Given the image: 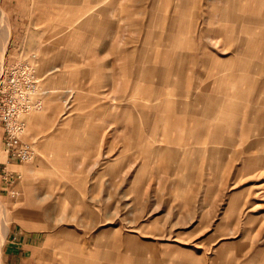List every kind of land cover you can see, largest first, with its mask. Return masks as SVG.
Returning <instances> with one entry per match:
<instances>
[{
    "label": "rangeland",
    "instance_id": "1",
    "mask_svg": "<svg viewBox=\"0 0 264 264\" xmlns=\"http://www.w3.org/2000/svg\"><path fill=\"white\" fill-rule=\"evenodd\" d=\"M6 1L17 3V9H6ZM207 2L216 1L197 0V9L192 11L191 32L195 36L204 32ZM148 3L151 20L167 17L166 34L178 17H174L175 6L183 7L182 16H190L189 0H121L117 10L106 0H0V74L16 61H25L38 78L32 99L41 103L23 116L26 134L25 117L37 115L45 107L46 89L40 84L43 71L36 69L31 54L46 62L40 66H56L64 54L70 55V64H83L77 45L82 51L94 38L93 23L87 21L97 13L99 16L101 10L108 21H116L124 13L121 9L128 6L132 20L140 24L146 19L141 9ZM13 20L18 24L17 41L7 47ZM150 29L154 31L156 26ZM75 36L77 44L71 41ZM212 45L211 51H221L218 43ZM263 54L254 64L262 73ZM165 90V101L189 110L200 88L183 86L180 97L170 96V86ZM58 93L64 97L54 128L77 129L78 118L65 119L79 113L74 101L78 87ZM131 99L140 105H131ZM131 99L115 102L117 121L111 127L102 126L96 153L70 152L74 141L86 144L78 138L62 139L65 151L52 152L53 142L49 151L47 146L41 152L37 147L41 139L22 136L34 154L30 160L18 162L17 176L7 180L10 183L15 178L7 194L0 196V248L8 229L18 223L42 235L45 246L37 256L48 264H122L116 259L126 256L133 258V264H158L159 260L206 264L207 259L213 264H229V259L230 264H264V93L249 105L261 109L260 118L253 122L247 114L238 122L239 126L258 128L244 137L239 127L220 132L218 138L207 137L214 133L212 128L191 131L186 112L158 113L163 99ZM130 113L134 117L133 138ZM162 115L165 117L159 118ZM203 120L202 125H208ZM250 146L253 149L249 150ZM3 151L0 148V161H5ZM257 157L261 158L260 168L253 169L257 165L247 163ZM5 173L0 170V175ZM130 240L135 247L132 252L123 246ZM69 242L63 248L62 243Z\"/></svg>",
    "mask_w": 264,
    "mask_h": 264
},
{
    "label": "crops",
    "instance_id": "2",
    "mask_svg": "<svg viewBox=\"0 0 264 264\" xmlns=\"http://www.w3.org/2000/svg\"><path fill=\"white\" fill-rule=\"evenodd\" d=\"M106 1L113 10H117V5L121 2ZM189 1V18L182 16L183 7L175 6L174 17H178L173 19V24L170 23L169 29L172 27V31L168 29L167 34V17L159 15L154 21L151 20L153 17L150 3L141 9L146 14V19L143 18L144 21L140 24L132 20L128 6L121 9L124 13L116 21H108L102 15L104 10H101L99 16L97 13L92 21H87L89 24L93 23L94 38H90L91 42L82 51L80 45H77L84 58L83 64L79 62L78 66L69 63V54L62 55L63 60L56 66H40V63L46 62L39 61V55L32 53L31 59L34 60L36 69H41L44 75L40 84L46 89L43 92L45 107L37 115L25 117L28 134L24 132L23 137L41 139L37 143L41 152L47 146L49 151V144L53 142L55 147L52 152L65 151V146L61 145L62 139L65 138H78L80 141L83 139L86 144L78 145L77 141H74L69 147L70 152L96 153L102 126L111 127L112 123L117 121L116 101L129 100L135 96L143 100L163 99L162 103H158V113H188L192 123L191 131L212 128L214 133L207 134V137L218 138L220 132L236 131L238 127L242 137L255 130V125L239 124L241 117H246L247 114L253 122L260 118L261 109L249 105L259 101L264 93V78L261 77L264 73L254 65L264 51V0L207 2L206 25L200 37L191 32L194 17L192 11L197 9V0ZM163 4L167 5L166 2ZM16 5L14 2H5L6 9L10 11H15ZM185 8L188 9L187 6ZM14 21L16 20L12 22ZM153 24L156 26L154 31L150 29ZM12 26V31L7 32L6 44L7 41L10 42L7 47L17 41L18 24L14 23ZM71 35L73 37L75 33ZM205 37L208 40L204 41ZM71 41L78 43L76 36ZM214 41L220 45L219 53L211 51ZM5 47L6 45L3 50ZM192 84L200 90L196 91L189 110L174 104L175 102L165 101L167 86L173 88L170 96L180 97L182 87ZM74 86L78 87L74 101L79 107V113L77 116L67 117V114L64 117H67L65 121H75L78 118L79 124L77 129L57 130L54 126L61 114V100L64 97L58 90ZM131 101V105H140L132 99ZM198 103L202 104L199 109L196 107ZM129 115L132 122L130 134L133 138L134 117L132 113ZM163 117L165 116H159ZM199 117L204 118L203 121L208 125L203 126L204 123ZM212 120H215L214 124ZM193 135L198 137L199 134ZM0 148H4L1 132ZM251 149L252 146L249 147V150ZM4 157L5 161H0V170L5 171L6 175H0V196L7 194L15 178L10 183L7 180L13 175L17 176L15 167L19 165L16 160L9 159L6 153ZM260 162V157L250 158L247 164L257 165L252 167L255 169L260 168ZM16 224L5 234L0 248L1 264H48L47 259L44 261L37 256L45 246L42 235ZM62 244L63 248H66L70 242ZM123 246L126 251L132 252L135 249L131 240ZM116 260L122 264H133V258L127 256ZM230 261L231 259L229 264ZM158 264H165V261L159 260ZM206 264H213V260L207 259Z\"/></svg>",
    "mask_w": 264,
    "mask_h": 264
},
{
    "label": "built area",
    "instance_id": "3",
    "mask_svg": "<svg viewBox=\"0 0 264 264\" xmlns=\"http://www.w3.org/2000/svg\"><path fill=\"white\" fill-rule=\"evenodd\" d=\"M37 82L35 69L25 61H16L0 74L2 142L9 159L17 162L28 161L34 154L31 144L23 141L22 136L25 131L23 116L41 103L32 99Z\"/></svg>",
    "mask_w": 264,
    "mask_h": 264
},
{
    "label": "bare ground",
    "instance_id": "4",
    "mask_svg": "<svg viewBox=\"0 0 264 264\" xmlns=\"http://www.w3.org/2000/svg\"><path fill=\"white\" fill-rule=\"evenodd\" d=\"M3 22V21H2ZM2 25V24H1ZM2 37V36H1ZM3 47V46H2ZM3 50V49H2Z\"/></svg>",
    "mask_w": 264,
    "mask_h": 264
}]
</instances>
